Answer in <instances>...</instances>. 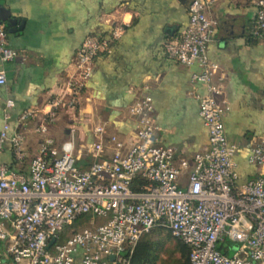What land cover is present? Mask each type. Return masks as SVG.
I'll return each instance as SVG.
<instances>
[{
  "label": "built area",
  "instance_id": "2783aa9c",
  "mask_svg": "<svg viewBox=\"0 0 264 264\" xmlns=\"http://www.w3.org/2000/svg\"><path fill=\"white\" fill-rule=\"evenodd\" d=\"M211 1L189 0L186 27L165 44L169 58L199 68L189 84L203 89L194 94L208 134L202 151L177 157L173 146L160 141L149 96L128 107L132 139L107 133V121L93 126L85 169L77 166L73 133L63 149L49 136L59 111L79 106L94 58L120 35V25L108 37L83 40L74 71L63 90L47 100L46 112L24 111L12 126L13 101H6L0 151L7 141L15 159H23V131L33 121L41 140L27 176L0 164V264H129L137 241L156 226L189 247V264H264V133L250 139L248 156L263 170L237 183V147L226 138V106L218 100L224 76L206 50L218 25L207 12ZM253 4L251 35L264 41V0ZM17 57L0 23V63ZM5 82L0 70V86ZM86 215L88 223L76 227L75 221Z\"/></svg>",
  "mask_w": 264,
  "mask_h": 264
},
{
  "label": "crops",
  "instance_id": "0c3cea01",
  "mask_svg": "<svg viewBox=\"0 0 264 264\" xmlns=\"http://www.w3.org/2000/svg\"><path fill=\"white\" fill-rule=\"evenodd\" d=\"M188 3L0 0V23L6 27L8 45L18 53L14 61L0 63L6 77L0 86V129L7 100L13 101L12 126L24 111L46 112L47 100L63 90L74 71L83 40L88 35L108 37L120 25V35L94 58L79 106L61 109L49 125V136L63 149L73 133L77 166L85 169L89 165L85 146L94 139L93 126L107 121V133L132 139L134 124L128 107L149 96L151 116L163 144L173 146L177 157L204 150L208 134L194 96L203 89L199 85L192 89L189 84L199 68L180 64L165 52V44L187 25ZM207 12L218 21L206 50L224 76V91L218 97L226 106L222 123L227 140L237 147V183H243L263 170L250 163L248 156L250 139L264 133V41L251 35L256 13L253 0H212ZM34 124L23 131V159H15L9 142L2 145L0 164L16 174H29V162L39 147L41 136L34 132Z\"/></svg>",
  "mask_w": 264,
  "mask_h": 264
},
{
  "label": "trees",
  "instance_id": "16d2710c",
  "mask_svg": "<svg viewBox=\"0 0 264 264\" xmlns=\"http://www.w3.org/2000/svg\"><path fill=\"white\" fill-rule=\"evenodd\" d=\"M89 219H90L89 215L82 216L75 221V226L76 227L85 226L88 223ZM159 231L170 232L167 228L156 226L152 228L148 233L144 234L137 241L134 250L132 252V255L130 257L129 264H154L153 261L154 257L152 253V246H153L152 239L154 238V233ZM173 237L177 239V244L179 246V253L184 257V262L182 264H189V252H190L189 247L175 236Z\"/></svg>",
  "mask_w": 264,
  "mask_h": 264
},
{
  "label": "rangeland",
  "instance_id": "374dc122",
  "mask_svg": "<svg viewBox=\"0 0 264 264\" xmlns=\"http://www.w3.org/2000/svg\"><path fill=\"white\" fill-rule=\"evenodd\" d=\"M152 242L154 264H182L184 262V257L179 253L177 239L173 237L171 232H155ZM1 245L2 242L0 241V246ZM233 254V250L228 253L229 256Z\"/></svg>",
  "mask_w": 264,
  "mask_h": 264
},
{
  "label": "water",
  "instance_id": "95a60500",
  "mask_svg": "<svg viewBox=\"0 0 264 264\" xmlns=\"http://www.w3.org/2000/svg\"><path fill=\"white\" fill-rule=\"evenodd\" d=\"M15 22H16V21H14V20H10V21H9V23H10V24H13V25L15 24ZM21 24H22V23H21ZM20 26H21V25H20ZM15 30H16V29H11V31H15ZM53 241H54V239H51L48 245H50ZM111 258H112V257H111Z\"/></svg>",
  "mask_w": 264,
  "mask_h": 264
}]
</instances>
